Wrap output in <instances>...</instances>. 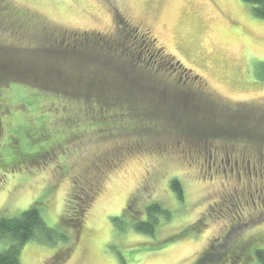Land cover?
I'll list each match as a JSON object with an SVG mask.
<instances>
[{"label":"rangeland","instance_id":"rangeland-1","mask_svg":"<svg viewBox=\"0 0 264 264\" xmlns=\"http://www.w3.org/2000/svg\"><path fill=\"white\" fill-rule=\"evenodd\" d=\"M135 28L138 37L147 34L165 50V63L136 69L129 55L111 57L104 45L85 39L125 37ZM62 37L64 43L81 40L68 60L58 48ZM7 63L8 74L0 70L6 74H0V156L15 164L0 167V219L38 206L61 235L55 243L28 241L21 264H239V253L264 246V195L258 191L264 187V19L251 5L0 0V64ZM26 69L43 71L54 85H37L41 94L34 92L28 87L34 83L16 72ZM121 79L145 90L134 108H151L141 115L162 121L157 131L151 123L148 135L122 127L66 133L78 119L70 115L71 100L58 96L86 93L89 105L121 112L128 106L121 92L123 100L109 94L98 103L95 97L98 85L113 91ZM177 90L200 99L202 108L174 107ZM38 152L47 153L33 158ZM174 179L184 188L182 202ZM151 202L172 212L154 236L135 231L125 217L142 218ZM235 202L245 210L229 212ZM86 203L76 226L73 211ZM7 246L0 240V252Z\"/></svg>","mask_w":264,"mask_h":264},{"label":"trees","instance_id":"trees-1","mask_svg":"<svg viewBox=\"0 0 264 264\" xmlns=\"http://www.w3.org/2000/svg\"><path fill=\"white\" fill-rule=\"evenodd\" d=\"M243 1L252 6V13L256 17L264 19V0H243ZM51 33L54 34L53 31ZM101 36L102 35L100 34L98 38L100 41H95V42H93L94 40L91 41L90 39H88L89 37H87V35L85 39L91 42L92 44H94L96 47H98V45H104L105 47L104 49L105 50L106 48L108 49L106 53L111 57H116V56L124 57L126 56V54L129 55V57H131L132 59L129 61L134 63L133 66L136 69L138 67H147V68L154 67L153 62L150 64L149 61H146V60L144 61L142 59V56H140L138 59V56L136 54L143 55L144 53L142 52L145 49H150L151 50L150 54L156 55L154 59V63H158V64L162 62L165 63L164 61L160 59L161 56L165 52L164 51L160 52L159 50L160 48L157 46L155 39L148 36L147 34H145L144 36L138 37L136 34V28L135 30L129 31L125 37L117 35L118 37L113 36L111 39H107L106 37L100 38ZM64 39H65L64 37L60 38L58 48L63 50L62 59L68 60L69 58H71V54L69 53V50L72 49L73 51L78 52L77 50H75L77 48L74 46H76V43L78 44L79 42H81V40L77 41L78 39L77 38L76 42L74 41L73 43L71 42L64 43L65 42ZM83 43L85 44L87 42H83ZM68 53L69 55H67ZM169 58L168 60H171V58L170 59ZM122 61H121V63L123 64L122 66H127V64L130 63L128 61L125 62L124 58ZM118 62L120 63L119 60ZM8 64L9 63L5 64L4 66L0 64V70L4 71L3 69H6ZM161 69L163 71L166 70L164 68H160V71ZM7 71L8 70H5L4 73H7ZM183 71H185L186 73L190 72L184 67H183ZM16 72H19L20 74L24 75V77H27V80L34 83L33 85L31 84L28 85V87L31 88L34 92L36 91L39 93V91L35 89V86L37 85H40L41 87H46L47 85H51L52 87L54 85V82H53L54 80L47 78L46 74H43V76L40 75L43 72L41 70L26 69L23 72H20L19 70H17ZM4 73H0V74L2 76H6V74ZM194 78H195L194 80L195 84H197V82L199 83L200 78L198 76H194ZM54 79L57 81L58 78H54ZM57 82L59 83V81ZM198 87L202 88L203 86L200 84ZM96 88L100 89L99 93H95V97L97 96L100 99L98 100L99 101L98 103H102V101L107 97V95L111 94L110 96H114L115 94L119 99L122 98L121 96L127 97L125 99H128L127 101L128 106H126L125 104L124 106H126V108H124L121 112H114L112 111V108L107 109L106 106L105 108H103L94 103L89 105L88 101H87L88 103H86V100H85L86 98L85 99L83 98L84 95L86 97H89V95L87 96L86 93H84L83 97L82 96L74 97L72 95H67L65 93H62V96L64 97L58 96V98L71 100L69 102L67 101L70 106L68 108L71 112L70 115H74L78 119V123L73 125L74 127L70 128L71 130L66 128L67 129L66 133H71L73 135L75 134L79 135L80 132L82 133L86 132L88 134V133H95L98 130L100 131L108 127H109L108 130L112 129L113 127L115 129L122 127V128L127 129L128 131L138 130L139 133L148 135L147 129H149L148 127L151 125V123L154 125V128H155L154 131H157L156 128H159V126H161V123H163L160 120H155V119L150 118L149 116L141 115L143 113H147V111H151L152 110L151 108H148V110L145 109L146 111L141 110V108H138V109L134 108L135 102L133 101H135V99L138 98L141 94L144 95L145 90H141V89L134 90L131 85L124 83L122 79H121V84H118L117 86H115L113 91L109 88V86H106L104 84L98 85V87ZM53 90H55V88H53ZM181 91L179 90V93H178V90H177L175 93L172 94V96L174 98L176 97L178 100L173 104L174 107H177V105H179L180 108H182L183 110H187L188 112L191 111V113H195L197 110H199V108L200 109L202 108L200 99H198L195 96L193 98L190 97L191 98L190 99L188 98V94L183 95ZM118 92H121V96L118 95L119 94ZM160 94L166 95L167 93H164V91H162ZM58 95H60V92L58 93ZM82 104H85V105H82ZM197 106H199V108ZM78 115L79 116L81 115V117L79 118ZM107 117H108L107 120L104 119ZM170 117L172 116L170 115ZM99 118H102V119H99ZM174 119L175 117L173 119H169V122L171 121L174 122ZM169 126H171V124ZM16 129H21V128L19 127ZM212 136L214 137L215 135H212ZM139 143L140 141H138L136 145ZM194 144H197V142ZM46 153L47 152H45L44 154ZM44 154L38 152L36 155L33 154L32 156H35L33 158H38ZM246 159H247L246 162L248 164L252 161V158H246ZM10 161L11 160H7L5 157L0 156V167L1 165L10 166V167L14 166L15 163L10 165ZM253 161H255V159ZM246 171L251 172V170L249 169ZM171 184H172L171 186L173 188V192L176 195V198L180 202H182L184 200V188L182 186L181 181L174 179ZM261 188L258 189V191L260 194L264 195V187L261 186ZM90 197H92V194L89 191L87 192V198H88L87 200H89ZM88 203H86L85 205H80V204L78 206L75 205L77 207H75L76 210L73 211L74 213L73 219L74 221L77 222L76 226H78V223L80 222L83 216V213L87 210ZM236 203L238 204V202ZM259 208H264V207L261 205ZM242 209H243L242 206L239 205L236 207V209H233L232 211H229V212L231 213L233 211L242 212ZM127 210H130V209L127 208L126 211ZM171 216H172V212L168 208L163 207L161 203L151 202L145 207V213L142 218H138V217L130 218L128 216H125V217H127L126 221L128 220L127 225L132 227L135 231L142 232L143 234H146L149 236H154L157 231L158 226L164 223V221L166 222V221L171 220ZM59 236L61 235L57 231H54L52 228H50L46 224L38 206H33L16 217L1 218L0 219V240L6 241L8 243V246L3 251L0 252V264H21V260H20L21 250L28 241L33 240V239L35 240L48 239V240H52V242L55 243L56 239ZM250 249L251 251H248L247 255L245 253H239V255L236 257L237 259H241L239 264H264V246L251 247ZM236 258L234 259V262L237 261Z\"/></svg>","mask_w":264,"mask_h":264},{"label":"flooded vegetation","instance_id":"flooded-vegetation-1","mask_svg":"<svg viewBox=\"0 0 264 264\" xmlns=\"http://www.w3.org/2000/svg\"><path fill=\"white\" fill-rule=\"evenodd\" d=\"M130 36H131V34H130ZM160 50V52L161 51H165L163 48H160L159 49ZM150 49H145V50H143V52L142 53H144L143 55H139V54H136L137 56H138V59H139V57L140 56H142V59L145 61H149L150 62V64L153 62V65H155V63H154V59H155V57H156V55L155 54H150ZM166 66V65H165ZM165 66H163L162 67V64H161V68H164L165 69ZM175 66H177V67H179L180 69H183V66H181V64L180 63H176V65ZM169 69V68H168ZM162 70V69H161ZM163 71V70H162ZM164 71H166V70H164ZM167 72V71H166ZM262 199V198H261ZM264 200V199H263ZM239 205H242V206H244V204H243V202H238V204L235 202V203H233L232 204V206L229 208V210L230 211H232L233 209H236V207L237 206H239ZM256 206H257V204H256ZM244 210H245V208H243ZM243 209H242V211H243Z\"/></svg>","mask_w":264,"mask_h":264}]
</instances>
